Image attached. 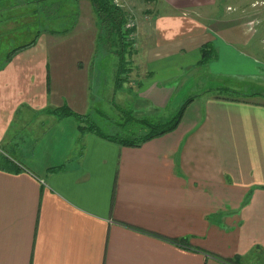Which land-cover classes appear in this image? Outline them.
Returning <instances> with one entry per match:
<instances>
[{
    "label": "crops",
    "instance_id": "1",
    "mask_svg": "<svg viewBox=\"0 0 264 264\" xmlns=\"http://www.w3.org/2000/svg\"><path fill=\"white\" fill-rule=\"evenodd\" d=\"M0 1L10 3L0 26L37 34L30 45L12 38L17 50L0 62V264H264V100L202 90L176 128L139 146L80 135L72 117L49 113H87L72 103L89 109V97L101 113L107 93L127 96L116 89L124 84L136 114L164 120L205 42L215 49L202 65L210 74L261 80L264 36L254 26L264 0H126L147 3L127 14L128 60L140 72L129 68L116 85L119 58L96 72L86 69L93 60L58 61L52 86L54 31L34 20L46 0Z\"/></svg>",
    "mask_w": 264,
    "mask_h": 264
},
{
    "label": "rangeland",
    "instance_id": "2",
    "mask_svg": "<svg viewBox=\"0 0 264 264\" xmlns=\"http://www.w3.org/2000/svg\"><path fill=\"white\" fill-rule=\"evenodd\" d=\"M60 1L61 3H59ZM113 1L115 2V0ZM2 2L3 1H0V5ZM116 2L123 5L121 7L125 12L127 11L126 15L131 12L130 9H135L137 13L139 9H143L144 6L147 5V3H142L141 1H126L125 3H121V1L117 0ZM4 3L7 6L10 4L6 1ZM50 3L52 4L49 8L48 6ZM221 5L223 8V3ZM221 5L220 7H216V11H223ZM39 7H42V9L40 11L38 10L34 15L35 22H39L36 29L41 31L51 29L54 31L52 37L55 41L48 44L47 49L50 86L56 81L54 69L55 63H59L58 61H63L61 63L68 64L70 61L76 59L83 61L89 60L90 63L93 60L96 65L93 67H90L92 65L87 66L86 69L95 71L96 69L101 68L100 65L103 64V61L119 58L116 53L118 49V47L116 48V44L112 43L113 45L110 47L109 44L111 43L108 42V39L99 37V34H101L99 23L88 1H80L79 4L76 3L74 5L72 0H47L45 6L39 5ZM8 9L11 10V7H8ZM79 10L83 11V15L78 18L76 15L80 12ZM3 21L10 30L0 26V28L3 29H0V62H2L7 56L10 48L14 46L11 41L12 38L18 39L16 44L19 45L20 43L33 38L35 34V32L27 34L30 28H27L23 23H20L15 27L14 25L10 26L6 20ZM2 23H0V25ZM263 26L264 20L262 19L260 21L258 20L254 27H258V34H263L264 36V31L262 32L261 30ZM124 38L127 42L126 45H130L132 38H129V35H126ZM137 40V36H135V42ZM262 46L264 47V43ZM125 57L128 60L127 55H125ZM124 67L131 68V61L126 62ZM102 68L106 71L109 67L104 65ZM139 72L140 67L138 65L132 67L131 75ZM94 75L96 74L90 73V76L88 77L91 83L93 82ZM103 76L105 77L104 80L107 81V72H105ZM121 76L127 78L128 72ZM188 76L191 77L192 80H189L183 86L180 85L170 98V104L175 102L173 104L175 107L162 109L159 118L164 120L169 119L179 108L181 102L186 98L199 94L202 90H216L225 84L233 86V83H237L240 84L238 85L240 86V89H224L221 91V95L231 98H246L259 101L264 100V77H261V80L259 81L255 79L244 81L235 77L210 74L204 66H199L195 70H191V72L186 75V77ZM95 77L98 78L97 75ZM116 89L120 90L127 96H123L122 98H118L117 95L110 97L111 92L107 93L106 99L99 105V107L102 108L99 110L101 113H98L96 109H92L96 102L90 97L88 99L89 109H80L81 107L75 103H72V107L78 110H86V112L91 115V119L98 126L100 131L106 134L122 135V133L128 134L132 132L136 135L147 131L146 123L143 121H152L154 114L153 116L143 115L142 113L136 114L135 109H133L131 104L132 99L136 98L135 91L128 90L127 86L124 84L119 88L116 87ZM254 92L255 94H252ZM60 95L61 93L58 91V98H60ZM179 99L180 101L177 104ZM121 110L124 112L120 113Z\"/></svg>",
    "mask_w": 264,
    "mask_h": 264
},
{
    "label": "trees",
    "instance_id": "3",
    "mask_svg": "<svg viewBox=\"0 0 264 264\" xmlns=\"http://www.w3.org/2000/svg\"><path fill=\"white\" fill-rule=\"evenodd\" d=\"M76 1L77 0H72V3L74 2L75 5ZM87 1L89 2L99 23V30L101 31L99 37L108 39L109 40L108 42L111 43L109 44L110 47L113 45L112 43L116 44V48L118 47L116 53L119 59H121V62L115 73L114 80L116 81V84L117 82L122 83V79L125 78H123L121 75L127 73L126 71L129 69L124 67L125 63L129 61L126 59L125 55H127L128 59L131 55V50H130L131 45H126L127 42L124 38L126 32L124 31L123 27L127 21L126 12L122 9L120 5L116 4L113 0H87ZM59 3H61V1ZM51 4L52 3H50L49 6H51ZM43 5L45 6V3H42V6ZM41 9L42 7H39V11ZM131 31L132 29L127 30L128 33ZM36 36L37 34H35V37ZM34 40L35 38L31 39L25 45L32 44ZM16 50H17L16 48L10 50L9 53L7 54V58H9L11 54H13ZM198 50L200 56L197 62L199 66L204 65L210 58H213L215 56V49L210 42L203 43ZM224 89L226 88L221 87L216 89L215 90L216 96L221 95V91ZM192 98L193 97L191 96L183 100V102H181L176 112L167 120L143 121L146 123L148 130L145 131L144 133L136 134V135H134L132 132L128 134L122 133V135L106 134L104 132H101L88 113L82 114V113L74 112L66 105H61L59 107L52 108L51 110H49V113L55 115L57 119L67 116L72 117L77 124V130L80 135H83L84 133L87 132H91L102 138H105L120 145L139 146L146 140L160 136L176 128L185 107Z\"/></svg>",
    "mask_w": 264,
    "mask_h": 264
},
{
    "label": "built area",
    "instance_id": "4",
    "mask_svg": "<svg viewBox=\"0 0 264 264\" xmlns=\"http://www.w3.org/2000/svg\"><path fill=\"white\" fill-rule=\"evenodd\" d=\"M132 26V22L131 20H127L125 25H124V31L126 32V34L124 35L126 37V35H129V38H130V34L127 32L128 29H130Z\"/></svg>",
    "mask_w": 264,
    "mask_h": 264
}]
</instances>
